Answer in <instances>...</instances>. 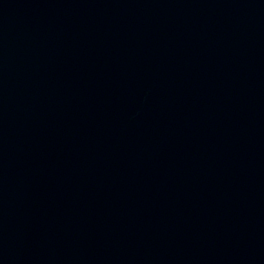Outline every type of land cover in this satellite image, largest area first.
Segmentation results:
<instances>
[{
  "label": "water",
  "instance_id": "water-1",
  "mask_svg": "<svg viewBox=\"0 0 264 264\" xmlns=\"http://www.w3.org/2000/svg\"><path fill=\"white\" fill-rule=\"evenodd\" d=\"M0 264H264V0H0Z\"/></svg>",
  "mask_w": 264,
  "mask_h": 264
}]
</instances>
